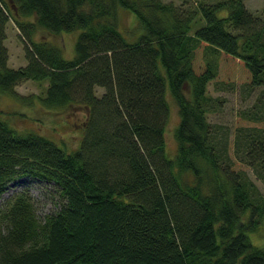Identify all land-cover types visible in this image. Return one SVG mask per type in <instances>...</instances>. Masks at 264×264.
<instances>
[{
    "label": "trees",
    "instance_id": "1",
    "mask_svg": "<svg viewBox=\"0 0 264 264\" xmlns=\"http://www.w3.org/2000/svg\"><path fill=\"white\" fill-rule=\"evenodd\" d=\"M120 7L137 19L132 39L118 28ZM261 11L243 0H0V93L87 110L71 150L0 117V198L22 176L60 197L42 218L26 189L2 199L0 264H264V242L250 236L264 224V195L247 169L264 185V0ZM8 19L24 45L17 67L3 43ZM38 29L77 31L72 55L34 39ZM221 55L263 94L240 113L260 125L237 123L232 141L207 118ZM26 79L47 81L35 100L15 90ZM170 99L173 154L163 136Z\"/></svg>",
    "mask_w": 264,
    "mask_h": 264
},
{
    "label": "rangeland",
    "instance_id": "2",
    "mask_svg": "<svg viewBox=\"0 0 264 264\" xmlns=\"http://www.w3.org/2000/svg\"><path fill=\"white\" fill-rule=\"evenodd\" d=\"M171 1L176 6L192 7L200 0H162ZM245 6L253 15L260 18L263 0H243ZM117 25L119 30L127 39H132L139 32V26L135 14L124 8H118ZM4 45L7 48L8 59L7 64L12 67L24 65L26 58L24 55V45L21 35L16 25L11 19H8L5 27ZM77 31H62L60 33H51L46 30L38 29L33 34L34 39H48L58 44L62 48L64 56H71L74 48V40ZM213 57V54L210 55ZM218 79L221 83H216V79H211L207 86V92L213 99L218 100L213 110L207 112V118L211 122L213 128L228 134V138L232 141L234 137V129L237 123L241 122L246 126H258L259 121L246 119L241 117V111H253L251 106L259 105L256 99L261 96L260 87L249 89L242 80L244 75V67L238 59L221 55L219 59ZM229 81V82H227ZM47 81L26 79L15 85V90L23 95H31L35 100V95H42L45 91ZM102 88H98L97 92L101 93ZM35 103H21L13 101L8 95L0 93V117H5L11 125L17 129H34L56 140L63 145L66 150H71L78 145L83 121L87 110L81 105L73 104L62 108L45 109L42 108L37 100ZM256 105V106H258ZM260 107V106H259ZM261 108V112L263 108ZM170 111L166 120L163 136L165 140L166 151L173 154L176 149V141L174 138V128L178 123L177 107L170 99ZM251 109V110H250ZM239 121V122H238ZM252 180L257 188L264 195L263 183L255 177L251 168H247ZM26 189L31 196L35 214L42 218L45 214L53 212L60 202V197L52 184L41 181L39 179L22 176L14 179L2 193V199L9 197L14 191ZM2 224L0 223V231ZM252 241L256 243L264 242V224L250 234Z\"/></svg>",
    "mask_w": 264,
    "mask_h": 264
}]
</instances>
